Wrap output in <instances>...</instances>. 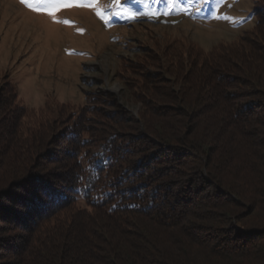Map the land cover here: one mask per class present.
<instances>
[{
	"label": "trees",
	"instance_id": "16d2710c",
	"mask_svg": "<svg viewBox=\"0 0 264 264\" xmlns=\"http://www.w3.org/2000/svg\"><path fill=\"white\" fill-rule=\"evenodd\" d=\"M251 16L232 42L133 61L137 117L93 96L48 140L6 83L0 217L22 231L0 264H264V0Z\"/></svg>",
	"mask_w": 264,
	"mask_h": 264
},
{
	"label": "rangeland",
	"instance_id": "374dc122",
	"mask_svg": "<svg viewBox=\"0 0 264 264\" xmlns=\"http://www.w3.org/2000/svg\"><path fill=\"white\" fill-rule=\"evenodd\" d=\"M109 2L100 0L101 6ZM252 2L207 0L197 11V5L179 0L168 16L154 19L139 15L128 19L105 8L107 25L91 9L72 7L57 13V20L71 22L66 25L29 10L19 0H0V89L8 82L14 86L17 100L28 109L27 129L36 128L40 121L53 122L55 131H50L48 140L56 137L58 129H65L67 121L76 120L93 96L116 101L103 105L105 111L120 106L128 118L137 117L142 103L127 83L136 75L133 61L171 45L190 43L208 51L221 42H232L253 28ZM123 4L137 13L147 10L133 0ZM147 7L162 13L166 2ZM181 7L187 11H180ZM78 28L84 29L83 34ZM65 145L50 147L48 142L42 150L52 148L61 154ZM1 217L0 238L15 239L11 233H21L20 225ZM6 253L0 246V261L10 257Z\"/></svg>",
	"mask_w": 264,
	"mask_h": 264
},
{
	"label": "snow or ice",
	"instance_id": "6c2138e0",
	"mask_svg": "<svg viewBox=\"0 0 264 264\" xmlns=\"http://www.w3.org/2000/svg\"><path fill=\"white\" fill-rule=\"evenodd\" d=\"M20 4L27 7L29 10L42 13L52 18L54 23L71 24L68 20H57V13L65 8H88L91 9L95 15L106 25L108 24V15L105 12V8L112 9V14L116 16H124L128 19H136L137 16H146L148 18H157L158 15L168 16L170 12L176 7L179 0H165L166 8L162 13H158L156 9L149 8V3H160L161 0H133V3L141 4L146 7L147 10L142 12H135L131 8L124 6L123 0H110V2L104 6H101L100 0H88L84 3L83 0H19ZM207 0H187L189 6L197 5L196 10L199 11L202 3H206ZM180 11H187V8L181 7ZM218 18V17H217ZM77 31L83 34L84 29L78 28Z\"/></svg>",
	"mask_w": 264,
	"mask_h": 264
}]
</instances>
